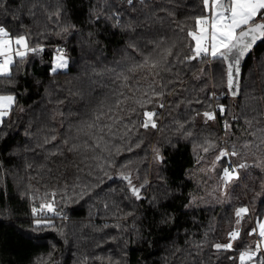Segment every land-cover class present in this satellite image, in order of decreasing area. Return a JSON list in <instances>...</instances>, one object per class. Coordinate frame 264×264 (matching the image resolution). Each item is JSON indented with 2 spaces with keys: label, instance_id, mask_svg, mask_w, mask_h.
Here are the masks:
<instances>
[{
  "label": "trees",
  "instance_id": "1",
  "mask_svg": "<svg viewBox=\"0 0 264 264\" xmlns=\"http://www.w3.org/2000/svg\"><path fill=\"white\" fill-rule=\"evenodd\" d=\"M134 3L137 12L131 13V18L139 26L131 32L112 27V22L103 16L99 23L95 19L101 11H120L124 13L122 22L127 21L131 9L126 0H8L9 12L18 15L19 21L6 26L10 30L29 32L31 45L43 44L44 50L37 55L30 54L24 64L13 69L14 87L6 86L7 80H0V91H15L18 99L13 114L5 118L6 126H0V264H34L37 257L41 254L46 257L49 252L52 257L47 264L52 261L83 264L85 256L89 257L87 264H108L107 260L94 259L108 255L120 264H230L225 256L238 253H217L211 245L227 242V233L237 227L235 209L244 205L249 207L251 215L242 221L241 236L247 244L253 242L245 230L254 226L257 216L264 214V197L255 196L264 191V168L251 166L255 157L244 144L264 139L257 131L264 128V99L261 98L264 97V41H258L242 61V91L237 97L221 95L224 88L220 86L218 61L198 58L179 64L175 57H170L174 61L173 73H181L183 86L176 85V93L162 101L165 107L157 108L158 129H139L132 136V142H138L139 137L143 141L141 146L116 156V167L106 166L102 171L97 164L104 161L92 159L101 154L99 150L93 153L81 148L69 152L70 145L62 144L67 135L74 134L69 124L75 125L86 118L110 89L119 86L115 76L127 66L128 57L140 59L139 53L127 51L130 42L137 43L147 53L153 48L148 41L165 37L162 47H167L173 40H183L185 35L176 30V24L191 26V18L200 14V0H145L149 8H143L140 0ZM58 5L62 14L49 19ZM162 9L175 12V17H167ZM30 10L33 15L29 14ZM152 12L156 15L146 20V14ZM4 20L11 21V15L5 16L0 11V21ZM68 23L76 28L69 34L56 35ZM145 24L151 26L145 27ZM189 41L190 38L175 49L181 53V59L191 54ZM57 46L66 48L69 67L53 73L51 60ZM173 73H162L165 82L175 79ZM213 91L218 96L215 101L210 99ZM215 103L224 104L227 111L223 116L218 113L215 121L206 124L202 113ZM20 107L23 112L19 111ZM233 115L236 120L232 119ZM245 118L252 120L253 127L245 124ZM225 120L232 124L228 136H225ZM176 121L187 122L185 131H191L192 135L185 137L177 133ZM253 131L257 132L256 137L250 135ZM52 134L57 135V140L40 147L44 138ZM208 140L214 141L217 148L205 153L203 147L208 146ZM114 143L126 147L125 141L118 138ZM233 143L241 155L217 162L216 178L220 179L229 160L240 163L246 158L250 166L240 170L241 179L229 185L226 193L221 179L215 191L213 178L200 176L198 171L202 166L213 164L219 148L230 151ZM153 147L159 148L165 157L163 164L157 165L153 160ZM251 150L256 151L255 147ZM261 150L264 151V144ZM112 151L115 154V148ZM198 157L203 158L200 163H197ZM127 161L131 164L121 168ZM121 171H130L137 186L145 178L149 180V185L142 190L144 199L137 201L131 197L127 182L117 175ZM105 172L112 178L108 179ZM73 185L77 187L74 189ZM84 185L92 190L80 198ZM207 186L214 198L206 190ZM52 191L57 193L58 208L67 217L54 218L56 228L62 229L63 235L53 229L31 232L30 196L39 198ZM205 192L209 195L200 199L199 204L185 207L190 199L197 200ZM61 197L67 202L60 203ZM116 224L120 227H115ZM205 240L207 243L202 244Z\"/></svg>",
  "mask_w": 264,
  "mask_h": 264
},
{
  "label": "snow or ice",
  "instance_id": "2",
  "mask_svg": "<svg viewBox=\"0 0 264 264\" xmlns=\"http://www.w3.org/2000/svg\"><path fill=\"white\" fill-rule=\"evenodd\" d=\"M127 5L131 9L129 19L122 22L124 13L120 11L103 12L96 14V22L99 23L101 16L106 21L112 22V27H120L131 32H135L137 21L131 18V13H136L137 8L134 0H126ZM143 8H149L145 0H140ZM23 7V5H21ZM36 5L33 4L32 8ZM111 8V6H109ZM200 14L192 17V25L189 26L185 23H177L176 30L185 34L183 40H173L167 47H162L165 37H160L159 41L150 40L148 43L153 45L152 51L145 53L138 47L137 43L130 42L127 45V51L131 53H139L140 59L136 60L132 56L128 57L129 63L116 74L115 81H119V86L110 89L109 94H106L103 99L97 102L96 106L90 110V113L84 119H80L75 125L69 124V129L74 128V134L67 135L62 144L69 152L79 151L81 148L91 151L93 153L99 152L100 155L93 156V160H103V164H97V167L102 171L107 167H116L118 161L116 156L120 155L122 151L129 153L133 152L134 148L141 146L142 140L137 137L138 142H132V136L143 129L145 131L151 129H158L159 113L157 108L163 109L165 107L164 101L166 96L176 93V85L183 86L184 81L181 79L179 71L173 73L174 61L169 59L175 57V62L179 64H186L191 61H196L198 58L203 61L204 58H210L212 61H218V67L221 69L220 86L224 88L225 93L230 94L232 97H237L241 91V64L258 41H264V0H200ZM0 11H3L5 16L11 15V21H0V80H7L6 86H15V81L12 79L14 73L13 69L17 65L24 64L30 54L37 55L44 50L43 44H36L32 46L30 43V33L27 31L21 32L19 29H11L6 26L11 22H18L19 16L9 12L8 0H0ZM166 12L167 17L174 18L175 12H168L167 9H162ZM30 15L31 10L29 12ZM62 14V8L58 5L52 16L59 17ZM156 13L152 12L151 15L146 14V20H150L151 16ZM157 21L163 22L160 17H156ZM145 27L151 25L145 24ZM24 26L21 25V28ZM76 26L68 23L60 28L56 35L69 34L70 30H74ZM92 33H89L91 36ZM188 43L190 55H183L175 51L178 45L184 41ZM70 56L66 48L57 46L55 54L51 60L50 71L56 73L58 70L67 69L69 67ZM162 73H173L175 79L167 80L165 82ZM203 73V68H201ZM200 77L197 76V79ZM113 81V83H115ZM171 86V91H170ZM216 85H214L215 87ZM201 91H204L202 88ZM264 99V97H261ZM211 100L215 101L218 96L215 91L211 93ZM199 103V101H197ZM63 103V101H58ZM189 103H191L189 101ZM18 105L17 93L15 91H0V126L5 125V118L10 117ZM152 106L149 110V106ZM23 112V107L19 108ZM226 106L222 103H215L209 105V110L202 113L204 122L207 124L209 121H215L217 114L223 116L226 113ZM63 116V113H60ZM71 115V113H70ZM196 115H201L196 113ZM55 117H53L54 119ZM194 119V117H193ZM236 120L235 115L232 116ZM255 119V117H253ZM177 133L183 134L185 137L192 135L191 131H185V123L176 121ZM245 124L249 128L253 127L252 120L245 118ZM232 124L228 120L224 121L225 136L229 135ZM262 136H264V128L258 129ZM55 132V130H53ZM6 134V133H5ZM29 133H26L28 135ZM256 137L257 132L250 133ZM118 138L125 141L126 147H121L114 143V139ZM57 140V135L52 134L50 137L44 138V144H50ZM91 141V143H89ZM207 147H203L205 153L210 149L217 148L214 141H206ZM264 144V139H260L259 143L249 140L244 144V148L255 157L252 160L251 166L264 168V151L261 150V145ZM195 147V146H194ZM255 147L256 151L251 149ZM115 148V154L112 149ZM60 150L57 149V152ZM153 160L157 165L163 164L165 157L160 149L153 147ZM107 153V155H103ZM62 154V153H61ZM241 153L237 150L236 145H231V150L227 148H219V154L215 157L212 169H216L217 162H222L225 157H237ZM87 159V157H85ZM202 157H198L197 163H200ZM131 161L120 165L121 168H127ZM250 166L249 161L245 158L240 163H232L229 160L228 166L223 167L220 179L222 180L223 190L225 193L229 185L241 179V169H246ZM30 167V165H29ZM121 180L126 181V187L135 200L139 201L145 197L142 190L149 185V180L145 178L138 186L133 183L132 173L121 171L117 173ZM108 179L112 177L105 172ZM136 179H139V169H137ZM161 179H163L161 177ZM103 182V181H101ZM77 185H73L75 189ZM92 187H96L93 185ZM92 188L88 185L81 187L79 196L89 195ZM64 192H67V185H65ZM75 194V193H74ZM24 195H30L24 193ZM256 197H264V191L257 192ZM57 193L52 191L50 194L45 193L41 197L31 195V232L40 233L46 229H53L63 235L62 229L56 228L54 218L62 217L67 219L62 209L58 208ZM155 199V198H153ZM193 197L192 202H195ZM39 200V206H37ZM71 200V197L68 198ZM64 197H61L60 203H66ZM223 203V201H218ZM107 207V205H105ZM188 207V205H185ZM235 224L231 231L227 233V242H216L211 245L217 253H229L235 251L238 255H226L230 264H264V218L257 216L254 220V226L246 229L248 237H254L251 244H247L241 236L242 221L248 219L251 215V210L247 205L237 207L235 209ZM131 215V213H129ZM164 222V221H162ZM107 227V225H105ZM115 227L119 228L120 225L116 224ZM207 236V233H205ZM109 239L115 240L116 237ZM67 242V241H65ZM202 244L207 241L201 242ZM55 246L53 245V248ZM52 252L47 253L45 257L41 254L36 258L34 264H47L51 260ZM97 260H107L108 264H120L119 260L113 262L111 255L107 257H95ZM88 256L84 257L83 264H87ZM52 264H56L52 261Z\"/></svg>",
  "mask_w": 264,
  "mask_h": 264
},
{
  "label": "rangeland",
  "instance_id": "3",
  "mask_svg": "<svg viewBox=\"0 0 264 264\" xmlns=\"http://www.w3.org/2000/svg\"><path fill=\"white\" fill-rule=\"evenodd\" d=\"M68 53V52H67ZM61 70H66V69H61ZM59 71V70H58ZM213 165V164H212ZM212 165H205V166H202L201 168H200V170L198 171V175H200V176H207V177H210V178H213V180H214V190L216 191L217 190V185L219 184V181H220V179L219 178H216V172L212 169ZM206 190L208 191V192H210L211 193V196L214 198L215 196L213 195V193H212V190L209 188V186H207L206 187ZM208 192H205V193H203V194H201L200 195V197H199V199H197V200H195V202L193 203L192 202V199H190V201L188 202V206H192V205H197V204H199V200L200 199H202V198H204V196H207V195H209V193ZM260 218H264V214L260 217ZM252 239H254V237H252Z\"/></svg>",
  "mask_w": 264,
  "mask_h": 264
},
{
  "label": "built area",
  "instance_id": "4",
  "mask_svg": "<svg viewBox=\"0 0 264 264\" xmlns=\"http://www.w3.org/2000/svg\"><path fill=\"white\" fill-rule=\"evenodd\" d=\"M210 62V61H209Z\"/></svg>",
  "mask_w": 264,
  "mask_h": 264
}]
</instances>
